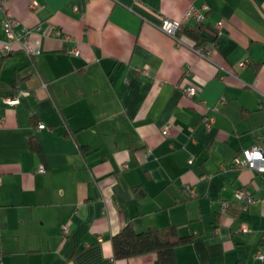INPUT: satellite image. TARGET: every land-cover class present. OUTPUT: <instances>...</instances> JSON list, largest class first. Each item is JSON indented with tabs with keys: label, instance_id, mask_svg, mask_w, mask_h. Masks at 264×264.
I'll return each instance as SVG.
<instances>
[{
	"label": "crops",
	"instance_id": "1",
	"mask_svg": "<svg viewBox=\"0 0 264 264\" xmlns=\"http://www.w3.org/2000/svg\"><path fill=\"white\" fill-rule=\"evenodd\" d=\"M0 2L40 51L4 52L0 13V264H158L114 258L129 224L195 234L178 264H264V172L235 165L264 150V0Z\"/></svg>",
	"mask_w": 264,
	"mask_h": 264
},
{
	"label": "built area",
	"instance_id": "2",
	"mask_svg": "<svg viewBox=\"0 0 264 264\" xmlns=\"http://www.w3.org/2000/svg\"><path fill=\"white\" fill-rule=\"evenodd\" d=\"M38 3L33 4V8L37 7ZM0 13H3V19H2V26L4 28V32L6 35V42H4L3 45V51L6 53H11L15 50V45L19 44V47L21 50H23L29 57H34L35 55L39 54L40 51L38 48H33L31 46V31H24L23 34L19 35L16 32V26L18 24V21L10 14L8 9L0 2ZM189 17H193L198 23L203 22L204 14L201 11H198L194 9L193 7L190 8V10L186 13V15L181 20L171 19L169 17H164L162 24L160 25L161 31H163L168 36L174 38L175 40H178V33L179 31L184 27L186 20ZM194 52H196L198 55L205 56L204 54V48L202 47H195L193 49ZM78 53V51H76ZM144 71L146 72L147 69L145 68ZM191 75V70L187 69L185 76L189 77ZM186 95L189 97H194L196 94V87L192 84H190L186 90ZM5 101L8 104H13L17 101L16 97H8L5 99ZM210 123L214 122V118H209ZM39 128H42L43 125H39ZM170 126L167 125L164 127L162 133L167 134L170 130ZM151 153L150 150L147 151V154L149 155ZM191 162V160H190ZM235 165L238 167H249L252 170H255L259 173L264 172V150L260 146H254L250 149L244 150L242 157H237L235 159ZM40 173H45V168L43 165L38 167L37 169ZM237 198L240 200H244L245 203H251L254 201V197L249 194L248 190L246 188H241L237 191ZM62 233L64 235H68L70 233V227L69 224H66L62 227ZM258 258H263V255L261 253H257Z\"/></svg>",
	"mask_w": 264,
	"mask_h": 264
},
{
	"label": "trees",
	"instance_id": "3",
	"mask_svg": "<svg viewBox=\"0 0 264 264\" xmlns=\"http://www.w3.org/2000/svg\"><path fill=\"white\" fill-rule=\"evenodd\" d=\"M192 32L197 39H201L202 36L198 29ZM29 144L34 152L40 156L43 155L35 136L30 138ZM195 238V234L182 235L177 226L151 228L147 231L138 232L129 224L112 238L114 258L122 260L155 253L158 264H178L176 248L192 243Z\"/></svg>",
	"mask_w": 264,
	"mask_h": 264
}]
</instances>
